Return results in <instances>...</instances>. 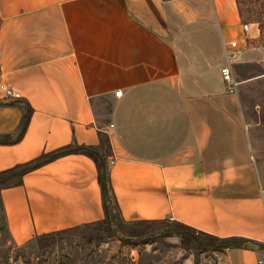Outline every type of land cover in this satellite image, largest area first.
<instances>
[{
	"label": "crops",
	"instance_id": "1",
	"mask_svg": "<svg viewBox=\"0 0 264 264\" xmlns=\"http://www.w3.org/2000/svg\"><path fill=\"white\" fill-rule=\"evenodd\" d=\"M255 25L246 35L236 0H0V137L12 140L0 144V172L68 145L97 147L102 133L124 222L263 243L264 107L243 98L264 83ZM1 198L18 246L105 218L84 154L26 173ZM221 253L218 264H258L262 249Z\"/></svg>",
	"mask_w": 264,
	"mask_h": 264
},
{
	"label": "rangeland",
	"instance_id": "2",
	"mask_svg": "<svg viewBox=\"0 0 264 264\" xmlns=\"http://www.w3.org/2000/svg\"><path fill=\"white\" fill-rule=\"evenodd\" d=\"M252 1L257 8L264 5V0ZM252 20L241 18L242 24L249 23L251 28L256 24L252 44L264 49V31L262 33L259 24ZM251 28L247 34L253 33ZM262 56L264 60V52ZM260 71L264 73V62ZM246 73H241L240 77L248 75ZM249 87L244 90L245 107L250 110L256 100L264 107V83L259 87ZM262 121L264 123V117ZM114 226L112 233L107 232L104 225L80 226L18 246L5 227L0 211V264H218L222 257L216 248L205 245L199 249L184 247L171 223L140 222L122 228L116 221ZM128 229L144 235L128 237L124 234Z\"/></svg>",
	"mask_w": 264,
	"mask_h": 264
},
{
	"label": "trees",
	"instance_id": "3",
	"mask_svg": "<svg viewBox=\"0 0 264 264\" xmlns=\"http://www.w3.org/2000/svg\"><path fill=\"white\" fill-rule=\"evenodd\" d=\"M236 3L240 18L244 19L245 17H247L249 20L253 19L252 22L259 24L261 32L263 33L264 5L261 8H257L254 6L252 0H236ZM0 104H2V102H0ZM32 111H33L32 108L29 106L28 113L24 117V120L22 122L20 136H22L26 131V127L30 121ZM10 142H12L10 137L7 136L0 137V144L10 143ZM68 154L87 155L95 162L98 171V181L101 187L105 218L101 221L94 222L91 224H86L84 226L94 227L99 225L102 227L104 225L106 231L112 233L113 230L115 229L114 225L116 221L120 224V226H122V228L129 225V223L124 222L121 218L120 207L112 186V181L109 172V159L113 156L111 145L109 143L108 137L100 133V145L97 147L86 146V145H68L53 152L42 154L39 158L29 163L22 164L16 166L15 168L0 172V211L6 228H7V217L1 198V190L6 187L20 185L22 183V178L26 173L33 171L50 161H53L59 157ZM139 223L140 222H133L132 224H139ZM148 223H154V222H148ZM159 223L173 224L175 233H177V235L180 237L181 244L186 248L199 249V248H203L202 246L205 245L209 248H216L220 252H226L229 249L244 248L246 245L250 243L257 245L259 248L263 247V243L260 242H255L237 236L226 237V238L217 237L201 231H197L195 228L177 221L163 220V221H159ZM65 231L67 230L45 234L39 237L50 238L52 236L59 235ZM124 234L128 237H134L136 235L137 236L144 235V233L142 232H136L135 230H130V229L124 232Z\"/></svg>",
	"mask_w": 264,
	"mask_h": 264
},
{
	"label": "built area",
	"instance_id": "4",
	"mask_svg": "<svg viewBox=\"0 0 264 264\" xmlns=\"http://www.w3.org/2000/svg\"><path fill=\"white\" fill-rule=\"evenodd\" d=\"M242 27H243V31L247 34L250 31L251 24L244 23ZM226 46H228V49L226 51L228 60L234 59L238 53V51H237L238 50V42L237 41H231L229 43H226ZM221 72H222V76H223L224 81L229 84L230 92L231 93L236 92L238 82H236L234 80L230 66L222 68ZM4 91H5V95H6L7 99L12 100V99H19L22 97L19 92H16L10 88H6V89H4ZM115 95L117 97H120L122 95V92L117 91V92H115ZM114 161H115L114 158H111L109 160V168H110V165H112L114 163ZM261 249H262V254L258 260V264H264V242H263V247Z\"/></svg>",
	"mask_w": 264,
	"mask_h": 264
}]
</instances>
